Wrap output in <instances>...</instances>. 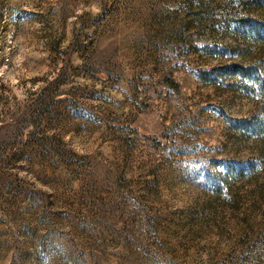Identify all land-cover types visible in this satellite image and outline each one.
<instances>
[{
	"label": "rangeland",
	"instance_id": "374dc122",
	"mask_svg": "<svg viewBox=\"0 0 264 264\" xmlns=\"http://www.w3.org/2000/svg\"><path fill=\"white\" fill-rule=\"evenodd\" d=\"M0 264H264V0H0Z\"/></svg>",
	"mask_w": 264,
	"mask_h": 264
}]
</instances>
